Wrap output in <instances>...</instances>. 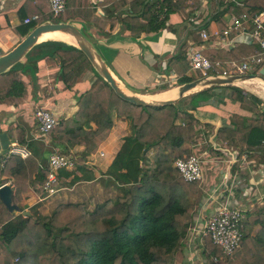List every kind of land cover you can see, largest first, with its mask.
<instances>
[{
  "label": "trees",
  "instance_id": "obj_1",
  "mask_svg": "<svg viewBox=\"0 0 264 264\" xmlns=\"http://www.w3.org/2000/svg\"><path fill=\"white\" fill-rule=\"evenodd\" d=\"M197 1L101 0L91 5L88 0H66V9L58 20L82 18L101 29L107 25L112 29L121 22L136 40L142 32L158 34L162 29L173 30L167 23L171 16L178 14L189 19L191 12L187 10H197ZM236 1L217 0V8L208 19L213 18L220 31L228 25L222 18L223 12L234 10L238 6ZM31 2L35 9L31 15H37V19L27 24L22 21L23 27L16 29L22 36L36 25L54 19L48 0ZM238 2L251 7H241L248 16L264 10V0ZM97 5L102 6V14L91 17ZM124 12L121 19L116 17ZM189 38L197 43L202 40L194 30ZM255 43L254 39L250 44L234 42L230 48L213 47L202 52L211 63L218 61L227 66L229 62H240L260 53ZM188 51L187 42H182L166 60L163 72L174 74L177 84L195 79L189 73ZM44 57L46 63L53 65L54 59H59L62 80L70 86L82 82L89 70L95 74L88 87L76 96L77 111L58 119L45 134L48 145L82 166V154L72 153L71 148L82 145L85 152H92L106 139L116 113L131 120L133 134L129 141L142 147L141 166L136 181L122 185L119 196L95 205L90 211L83 203H60L49 216L32 213L16 222L13 220L16 211L10 212L0 199V264H185L188 224L203 195L199 182L185 181L174 167L177 159L192 154L189 145L197 135L198 120L188 108L198 109L202 102L215 99L218 95L215 89L225 88L223 95L227 94L222 104H237L240 112L233 111L229 123L220 127L216 135L239 154L248 152V158L264 168L262 100L237 86L213 85L191 94L188 106H141L120 98L78 48L59 41L39 43L26 55L29 70L35 72L37 62ZM154 57L161 59L159 55ZM22 67L18 63L0 74V104L18 106L27 102V83L19 72ZM152 67L160 70L158 63ZM6 132L10 139L26 143L24 129L9 125ZM151 149L155 150L154 167L147 165ZM46 152L51 153L39 149L25 158L0 155V186L11 180L15 204L19 205L28 189L37 195L45 193L50 171L48 158L44 157ZM245 215L246 220L240 223V246L232 256L223 259L221 248L209 236L205 238L203 254H213L217 258L213 264H264V204L254 205ZM256 226L253 234L245 230Z\"/></svg>",
  "mask_w": 264,
  "mask_h": 264
},
{
  "label": "crops",
  "instance_id": "obj_2",
  "mask_svg": "<svg viewBox=\"0 0 264 264\" xmlns=\"http://www.w3.org/2000/svg\"><path fill=\"white\" fill-rule=\"evenodd\" d=\"M99 1L101 0H88L91 5L99 3ZM197 2L199 4L197 10H187L189 13L191 12L189 19L178 14L171 16L167 23L172 26L173 30L162 29L158 34L142 32L139 41L135 42L129 39V30L121 22H118L112 29H109V25L101 29L94 25L91 20L86 21L82 18H76V20L83 22L81 27L90 35L95 48L126 90L142 96H153L161 94V92L149 93V90H154L158 85L164 83L177 84L176 81L171 80L174 74H158L152 70V66L156 62L154 55L160 56L165 53L171 55L178 49V44L185 41L188 47L193 45L202 48V50L213 47L226 49L230 48L234 42L250 44L253 41L250 33L246 31L230 34L227 38L210 37L209 40H201L199 43L189 38L191 30H194L196 34H199L198 31L201 28H205L208 32L220 31L217 22L213 18L208 19L217 8V0H198ZM236 3L238 6L234 10L223 12L222 18L226 23L242 13L241 7L251 8L247 4L238 2V0ZM33 11L35 9L31 0H0V55L11 50L24 38L16 29L23 27L22 21L26 17L32 16ZM260 12H264V10L262 9ZM101 14L102 6L97 5L91 17L93 15L101 16ZM124 15L125 12L121 16L117 14L116 17L121 19ZM262 18L264 19V14ZM206 22L207 24L204 25ZM250 28L249 26L248 30ZM255 44L259 49L258 43ZM235 55L239 56L236 52ZM46 58L44 57L37 62L38 67L34 73V78L28 70L25 73L20 72L22 79L27 83V102L18 106L0 104V132H6L9 125L18 126L24 129L26 144L28 141H43L46 145L49 143L45 139L46 136L41 135L37 128L35 120L37 109L45 108L57 119L73 115L77 111L76 96L82 93L95 77L94 72L89 70L82 82L70 86L62 80L59 59L55 58L56 63L53 65L46 63ZM262 68L264 66H261L260 69ZM189 73L198 78L194 73ZM256 84L258 86V83ZM256 86H245L243 91L255 97L256 93L259 92L264 97L262 89L259 86L256 88ZM215 90L218 94L215 99L202 102L198 109H190V112L198 120V126L197 135L189 147L192 153L204 155V179L199 183L203 191L202 199L188 226L194 224L199 226L202 220L218 207L216 202H209L208 194L210 189L219 184L223 178L227 169L228 158L221 151L213 149V143L221 142L238 152L219 139L216 132L220 127L229 123L233 111L240 112V110L237 104H222L227 94L223 95L225 88ZM112 121L113 124L106 139L99 143L92 152H85V147L82 145H74L71 148L72 153L80 152L82 154L83 165L59 169L54 187L56 191L51 194L52 196L50 194H46L49 196L37 195L28 189L22 194L18 205L21 210L27 211L29 214L36 213L49 216L50 210L53 211L60 203L89 200H92L94 207L108 199L119 196L122 185L136 181L138 169L141 166L139 154L142 147L129 141L133 134L130 118L120 117L114 113ZM44 136L45 138H43ZM45 147L42 150H47ZM154 153V149L148 151L147 165L150 167L155 166ZM241 154H246L248 165L246 163L240 169H233L235 173H239L240 184L235 190L230 205L243 211L244 218L242 221H245V214L254 205L264 204V168L262 165H257L252 159L250 160L248 152ZM6 184L12 187L11 180ZM21 218H25V215L16 211L13 220L17 222ZM257 228L256 226L253 230H249L246 227L245 230L253 234ZM214 259L217 261L213 254L206 256L199 247L194 244L188 245L186 242L185 264H213L216 262Z\"/></svg>",
  "mask_w": 264,
  "mask_h": 264
},
{
  "label": "built area",
  "instance_id": "obj_3",
  "mask_svg": "<svg viewBox=\"0 0 264 264\" xmlns=\"http://www.w3.org/2000/svg\"><path fill=\"white\" fill-rule=\"evenodd\" d=\"M53 18L58 20L66 9V0H48ZM260 12L254 16H248L246 13L233 17L227 27L222 31L208 32L205 28H201L198 33L203 41L209 40L210 37L227 38L230 34H239L249 32L254 39L261 52L251 55L240 62L232 61L223 66L222 63L216 61L211 63L203 54L202 48L190 45L188 51V63L190 72L197 77H205L212 74L232 75V74H254L256 68L260 69L264 66V19ZM37 15L26 17L23 20L24 24L35 21ZM249 26L251 27L249 30ZM171 80L176 81V77H171ZM35 120L37 128L41 135H45L47 131L53 128L58 119L47 109H37L35 112ZM215 150L221 151L227 156V169L220 183L213 186L208 194L210 203L216 202L218 207L209 216L202 220L199 226L190 225L188 227L186 242L194 244L200 250H204V240L210 237L215 245L221 248L222 257L226 259L232 256L234 251L239 248L242 239L240 223L243 220V211L237 207L231 206L230 201L234 196L237 186L240 184L239 173H235L233 169L239 168L247 163L246 154H239L221 142L212 145ZM59 150L49 153L48 165L50 171L44 185V190L47 194H53L57 180V171L62 168H73L74 160L71 156L60 155ZM3 152V153H2ZM0 152L2 156H18L25 158L32 155L31 149L26 143L21 144L17 140H10L7 149ZM248 165V163H247ZM204 155L192 153L188 157L177 159L174 162V167L178 170L181 177L185 181H197L201 183L204 179ZM216 261V259H214Z\"/></svg>",
  "mask_w": 264,
  "mask_h": 264
},
{
  "label": "water",
  "instance_id": "obj_4",
  "mask_svg": "<svg viewBox=\"0 0 264 264\" xmlns=\"http://www.w3.org/2000/svg\"><path fill=\"white\" fill-rule=\"evenodd\" d=\"M83 23V22H82ZM81 21H77L75 19H70L67 21H60V20H49L43 22L41 24L36 25L31 31L24 36V38L17 43L15 47H13L8 52L0 55V74L7 73V71L14 66L15 64H22V68H20L19 72L25 73L29 70L28 61L26 59L27 53L37 44L46 42V41H59L66 43L68 45L74 46L81 50L91 63L93 69L110 85L113 91L123 100H126L130 103L141 105V106H164L168 104H176L180 106H188V97L191 94H194L202 89L209 88L213 85L218 86H225V85H232L237 86L241 89L245 88V86H253L257 85L254 81L255 79H260L264 82V68L261 69V74H232V75H219V74H212L205 77H198L192 81L185 82L182 84H169L167 88L159 89L155 88L154 90H149L150 94L156 92H164L170 89H176V95L173 98H166V99H152L148 100L145 99L149 96H142L136 93L130 92L125 89V87L121 84V82L114 76L111 72L108 64L104 61L102 56L100 55L99 51L95 48L93 42L91 41L90 35L87 34L83 28ZM86 28L87 25L85 24ZM48 32H60L64 35H68L74 41H64L60 39H44L42 40L41 37L43 34ZM132 41H139V38L133 40L129 37ZM180 44V43H179ZM178 44V46H179ZM174 54V53H173ZM171 54V55H173ZM171 55L167 53L160 55L161 59H155V64H159L160 70L155 71L152 67V70L156 73H163V69L166 65V60ZM155 58V57H154ZM31 76L35 77V72L30 71ZM61 73V70H60ZM258 87V86H257ZM256 87V88H257ZM259 94V92H257ZM256 93V96L258 95ZM260 96V97H259ZM257 96L260 98L264 104V97L259 94ZM185 104V105H184ZM181 105V106H182ZM190 112V108H188ZM10 142V139L6 132H0V152L5 151L7 146ZM49 153L45 154V157H48ZM13 189L9 184H3L0 186V199L7 207L10 212L18 211L22 212L24 215H29L27 211L21 210V208L13 202Z\"/></svg>",
  "mask_w": 264,
  "mask_h": 264
},
{
  "label": "bare ground",
  "instance_id": "obj_5",
  "mask_svg": "<svg viewBox=\"0 0 264 264\" xmlns=\"http://www.w3.org/2000/svg\"><path fill=\"white\" fill-rule=\"evenodd\" d=\"M49 38H51V39H60V40H64V41H67V42L74 41V39H72L68 35H64V34H62L60 32H48V33L43 34V36L41 37L42 40L49 39ZM254 81L256 83H258V86L262 89V91H263L262 94L264 95V82L262 80L258 79V78L255 79ZM175 95H176V89L174 88V89H170V90L164 91L161 94H156V95L147 97L145 99H148V100H152V99H154V100H156V99H166V98H173V97H175Z\"/></svg>",
  "mask_w": 264,
  "mask_h": 264
},
{
  "label": "rangeland",
  "instance_id": "obj_6",
  "mask_svg": "<svg viewBox=\"0 0 264 264\" xmlns=\"http://www.w3.org/2000/svg\"><path fill=\"white\" fill-rule=\"evenodd\" d=\"M263 69V68H262ZM255 75H259L261 74V69L260 70H256V72L254 73ZM45 138V136L43 137ZM47 139V138H45ZM29 144H32L31 147L29 146ZM28 147L31 149L32 152H36L38 151L39 149H43L45 146V149L47 148L48 150H51L52 152H54L56 150V148H52V146L50 145H46L43 141H39V142H35V141H28L27 143ZM46 191L45 193H43L42 195H46ZM46 196H49V195H46ZM52 196V195H51ZM67 203V202H66ZM75 203H83L85 204L86 208L90 211L92 210L94 207L92 206V200H89V201H79V202H75ZM90 203V205H89ZM54 210V209H53ZM52 213V211L50 210V214ZM36 214V213H35ZM49 214V215H50ZM39 215V214H38ZM42 216V215H41Z\"/></svg>",
  "mask_w": 264,
  "mask_h": 264
}]
</instances>
